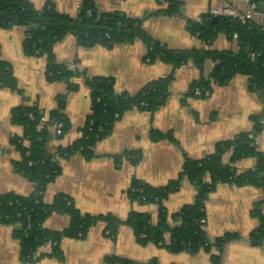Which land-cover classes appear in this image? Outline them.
<instances>
[{"label": "crops", "instance_id": "obj_1", "mask_svg": "<svg viewBox=\"0 0 264 264\" xmlns=\"http://www.w3.org/2000/svg\"><path fill=\"white\" fill-rule=\"evenodd\" d=\"M41 8L48 0H31ZM55 7L64 13L76 16L86 1L93 3L101 12L121 11L133 17H145L143 27L147 33L164 42L169 48L206 47L199 36L187 28V20H197L202 13L212 8L232 6L237 12L246 9L239 0H181L182 12L172 16L155 15L161 7L160 0H52ZM25 28L15 25L0 27V57L8 60L17 79L18 89L0 84V193L29 194L33 183L19 174L13 161L20 159V152L12 143L13 136L23 135V126L11 119L12 109L20 104H38L44 111L57 106V95L66 93L64 113L71 127L60 136L54 125L49 128L48 151L56 154L59 146H68L81 135L87 114L91 111L90 88L83 76L74 77L78 87L67 90L65 81H48L46 55H28L23 50ZM215 49H236V42L226 34H220L210 45ZM55 57L61 63L76 64L89 76L103 75L114 79L117 92H137L150 80L171 72L172 65L144 59L146 45L141 39L118 43L111 48L102 44L87 47L76 36L67 34L54 47ZM214 62L207 60L203 70L193 62L180 66L170 86V95L165 103L152 114L150 111L130 108L116 121L113 130L95 145V155L87 159L76 153L70 158H60L61 167L57 177L48 184L44 199L52 201L59 192L70 194L83 213H111L125 220L132 210L148 212L157 216V203L131 201L127 190L134 177L152 185H164L175 179L186 157L200 159L214 152L218 142L237 133L250 130V115L263 110L262 103L248 85L247 77L235 75L224 86L215 85L207 97L189 96L191 81L207 74ZM171 132L177 143L168 138L154 140L151 130ZM258 145L264 152V128L258 136ZM126 150H137L139 159L134 162L126 156L118 157ZM231 158L225 154V162ZM255 157L238 160L239 170L251 168ZM180 187L165 199L169 223L175 224L174 213L182 205L194 201L197 188L187 178H182ZM264 191L256 185L220 183L209 194L205 207L204 224L210 238L238 232L241 239L227 242L222 254V264H264V242L253 245L248 237L259 224L254 214V203L263 198ZM264 211V202L262 203ZM70 224L65 213L53 212L45 226L63 229ZM86 236H66L61 241V258L45 255L32 263H25L20 256L19 241L13 235V227L0 224V264H106L107 255H117L145 264L157 258L160 264H211V253L201 249L196 253L187 250L172 251L154 242L140 243L136 240L131 225L122 222L113 239L106 234L105 222L97 221ZM49 252L50 246L41 248Z\"/></svg>", "mask_w": 264, "mask_h": 264}, {"label": "trees", "instance_id": "obj_2", "mask_svg": "<svg viewBox=\"0 0 264 264\" xmlns=\"http://www.w3.org/2000/svg\"><path fill=\"white\" fill-rule=\"evenodd\" d=\"M160 4L161 7L153 14L172 16L182 12L181 0H164ZM78 10L77 15L72 16L59 11L52 0H48L41 8L36 7L31 0H0V27L24 26L23 50L28 55H46L48 81H65L69 91L78 87V83L73 81L74 77L83 76L90 88L92 100L91 111L81 127V136L68 146H59L54 155L47 147L50 126L62 124L59 137L71 127V121L63 111L67 94H58L57 106L48 112L38 104L23 103L12 109V121L24 129L23 135L13 136L11 140L21 156L13 161V165L19 174L33 183V190L29 194L0 193V224L13 227V235L19 241L20 256L25 263H32L45 255L61 258V241L64 237L83 238L93 224L103 220L106 234L113 239L116 238L120 223L125 222L132 226L136 240L140 243L154 242L175 252L187 250L196 253L205 249L211 253V264H222L227 242L242 237L238 232H227L214 239L210 238L203 220L207 217L205 202L220 183L253 184L264 191V152L257 141L264 128V107L262 111L250 115V130L218 142L214 152L200 159L186 157L178 176L166 184L152 185L141 178H133L127 190L129 199L157 203L159 209L156 217L137 210H132L125 220L111 213H83L78 210L70 194L59 192L48 202L44 199V193L48 184L61 171L60 158H70L76 153L87 159L92 158L97 142L113 130L116 121L125 111L136 107L153 114L162 106L170 95L171 82L177 69L186 63L193 62L203 70L207 60L214 62L209 73H202L198 79L191 81L187 95L207 97L215 85L224 86L235 75L242 74L247 77L249 88L257 94L264 106V26L250 20L242 23L230 14L215 16L208 11L197 20L188 19L186 23L188 30L199 36L206 47L172 49L147 33L143 27L145 17H133L121 11L101 12L90 1L84 2ZM69 33L87 47L102 44L111 48L118 43L141 39L146 45L145 61L161 60L173 68L170 73L150 80L133 94L117 92L113 77L89 76L83 70L71 68L68 63L56 60L55 44ZM222 33L236 42V49L210 47ZM0 84L18 89L11 63L1 57ZM199 90L198 94L196 91ZM150 133L154 140L168 138L177 143L171 132L152 129ZM226 153L231 158L225 162ZM122 156L136 162L140 153L137 150H126L117 158ZM250 156L256 158L255 164L251 168L239 170L236 162ZM182 178L192 182L197 193L193 202L182 205L174 213L176 223L171 225L165 199L180 187ZM263 202L264 196L254 203L253 212L259 217V224L248 237L253 245L264 242ZM53 212L67 214L70 224L63 229L46 227L45 221ZM46 245L50 246L49 252L41 250ZM104 259L106 264L136 263L117 255H107ZM145 264L160 263L153 257Z\"/></svg>", "mask_w": 264, "mask_h": 264}, {"label": "built area", "instance_id": "obj_3", "mask_svg": "<svg viewBox=\"0 0 264 264\" xmlns=\"http://www.w3.org/2000/svg\"><path fill=\"white\" fill-rule=\"evenodd\" d=\"M164 1V0H160ZM243 1L246 4V9L237 12L232 6H222V8H212L211 13L213 15H222V14H230L237 17L242 23H246L247 21H254L261 26H264V0L262 2H257L256 0H239ZM236 35V34H235ZM71 68H77L76 64L68 63ZM198 94L200 92L196 91ZM61 123L54 125L55 132L57 134L61 133ZM206 221L205 219H203Z\"/></svg>", "mask_w": 264, "mask_h": 264}]
</instances>
